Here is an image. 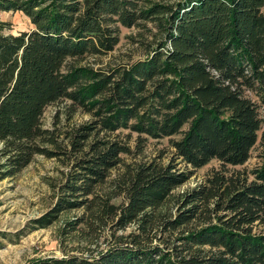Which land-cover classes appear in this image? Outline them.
<instances>
[{
    "label": "trees",
    "instance_id": "16d2710c",
    "mask_svg": "<svg viewBox=\"0 0 264 264\" xmlns=\"http://www.w3.org/2000/svg\"><path fill=\"white\" fill-rule=\"evenodd\" d=\"M0 11L33 25L13 34L0 19V180L57 159L55 202L30 227L79 211L59 230L64 253L28 264H264V153L228 169L264 145V0H0ZM122 28L137 30L139 58L84 63L114 51ZM58 102L68 122L91 118L45 127ZM133 133L137 153L168 138L172 156L127 161ZM214 159L221 169L176 192Z\"/></svg>",
    "mask_w": 264,
    "mask_h": 264
},
{
    "label": "rangeland",
    "instance_id": "374dc122",
    "mask_svg": "<svg viewBox=\"0 0 264 264\" xmlns=\"http://www.w3.org/2000/svg\"><path fill=\"white\" fill-rule=\"evenodd\" d=\"M174 1V0H159ZM0 19L10 23L8 33L18 34L33 28L30 19L21 12L0 11ZM136 29L122 28L121 41L114 51L100 58L88 57L84 63L93 64L96 67H108L130 59L136 60L141 56L137 44L132 43L129 35L135 34ZM66 102H58L47 107L43 124L45 127H57L61 130L70 128L91 118L90 114L78 110L70 122H68L64 107ZM264 116V106L261 107ZM125 134L128 131H124ZM137 134L133 133L130 143L134 154L128 156L127 161H143L158 158L162 154L163 161L167 162L173 153L168 138H148L142 153H137ZM1 147V144H0ZM264 145L258 142L251 152V157L242 166H228V169L252 170L262 162ZM185 168V164L179 165ZM220 161L214 159L206 166L195 169L192 177L176 192H183L193 188L206 179L213 170L221 169ZM64 169L57 159H49L43 155H37L29 166L14 178L0 180V264H28L34 259L41 257L60 256L64 253V245L61 244L59 230L66 218L70 215H62L52 226L47 228L33 229L30 227L32 219L41 216L55 202V194L51 182L57 179ZM121 170V169H120ZM119 170H114L111 178L116 177ZM118 201V199L116 200ZM76 243L66 245L69 249Z\"/></svg>",
    "mask_w": 264,
    "mask_h": 264
}]
</instances>
